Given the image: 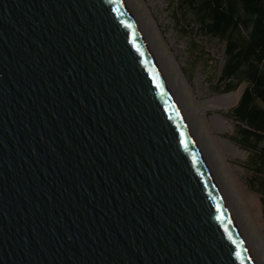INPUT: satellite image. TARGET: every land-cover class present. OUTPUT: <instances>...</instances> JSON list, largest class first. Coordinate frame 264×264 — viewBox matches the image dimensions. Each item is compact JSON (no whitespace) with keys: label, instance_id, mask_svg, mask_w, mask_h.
<instances>
[{"label":"water","instance_id":"95a60500","mask_svg":"<svg viewBox=\"0 0 264 264\" xmlns=\"http://www.w3.org/2000/svg\"><path fill=\"white\" fill-rule=\"evenodd\" d=\"M0 264H264L143 0H0Z\"/></svg>","mask_w":264,"mask_h":264},{"label":"trees","instance_id":"16d2710c","mask_svg":"<svg viewBox=\"0 0 264 264\" xmlns=\"http://www.w3.org/2000/svg\"><path fill=\"white\" fill-rule=\"evenodd\" d=\"M181 21L222 42L219 85L225 92L245 88L230 118L237 144L249 153L246 168L264 197V0H177Z\"/></svg>","mask_w":264,"mask_h":264},{"label":"rangeland","instance_id":"374dc122","mask_svg":"<svg viewBox=\"0 0 264 264\" xmlns=\"http://www.w3.org/2000/svg\"><path fill=\"white\" fill-rule=\"evenodd\" d=\"M196 107L205 117L223 163L231 179L253 236L259 240L264 258V197L253 187L246 168L249 153L237 144L236 123L230 118L232 108L238 103L245 88L225 92L219 85L224 64L222 42L198 32L190 20L181 21L177 12V0H143ZM233 94L235 99L229 106L212 100ZM221 115L231 127L217 126L212 118ZM227 139L242 151L235 155L224 143Z\"/></svg>","mask_w":264,"mask_h":264},{"label":"bare ground","instance_id":"6f19581e","mask_svg":"<svg viewBox=\"0 0 264 264\" xmlns=\"http://www.w3.org/2000/svg\"><path fill=\"white\" fill-rule=\"evenodd\" d=\"M234 99H235V95H233V94H227V95H222V96L216 97L212 101L215 102V103H218V104H222V105H225V106H229ZM212 120L219 127H222V128H230L231 127L230 123L227 120H225L221 115H215L212 118ZM224 143L227 145V147L231 150L232 153H234L235 155H241V156H243V153L239 149L238 146H236L235 144H233L232 142H230L227 139L224 140ZM249 227H250V225H249ZM254 239H255V242H256L257 247L259 249V252H260V255L262 257V260L264 262L263 251H262V247L260 245V242L255 237H254Z\"/></svg>","mask_w":264,"mask_h":264},{"label":"snow or ice","instance_id":"6c2138e0","mask_svg":"<svg viewBox=\"0 0 264 264\" xmlns=\"http://www.w3.org/2000/svg\"><path fill=\"white\" fill-rule=\"evenodd\" d=\"M238 255H239V253H238Z\"/></svg>","mask_w":264,"mask_h":264}]
</instances>
